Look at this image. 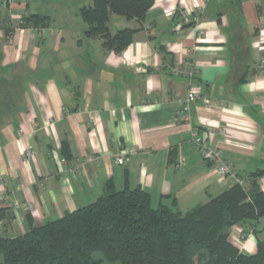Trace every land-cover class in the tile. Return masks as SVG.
<instances>
[{"label":"crops","instance_id":"1","mask_svg":"<svg viewBox=\"0 0 264 264\" xmlns=\"http://www.w3.org/2000/svg\"><path fill=\"white\" fill-rule=\"evenodd\" d=\"M73 1L9 0L15 29L10 38L0 29L2 232L25 233L28 215L43 224L88 205L111 179L119 190L142 187L155 205L175 199L183 213L209 201L229 186L197 150L195 127L237 176L264 169V0H154L144 22L111 14L112 32L135 29L120 53L85 35ZM35 13L50 25L17 26ZM183 65L192 78L177 72ZM193 87L201 98L189 122L178 120L177 100ZM231 238L256 252L240 226Z\"/></svg>","mask_w":264,"mask_h":264},{"label":"trees","instance_id":"2","mask_svg":"<svg viewBox=\"0 0 264 264\" xmlns=\"http://www.w3.org/2000/svg\"><path fill=\"white\" fill-rule=\"evenodd\" d=\"M153 3L89 0L79 9L85 35L101 38L106 50L120 53L133 41L135 29L112 32L111 14L144 22ZM8 6L9 0H0V29L10 38L15 26L7 24ZM50 22L49 15L35 13L22 16L17 26L43 29ZM263 175L260 169L237 176L239 182L185 213L175 199L155 205L142 187L119 190L111 179L88 205L43 224L28 215V229L16 236L0 230V264H264ZM235 225L242 239L255 235V253L243 252L231 238Z\"/></svg>","mask_w":264,"mask_h":264},{"label":"built area","instance_id":"3","mask_svg":"<svg viewBox=\"0 0 264 264\" xmlns=\"http://www.w3.org/2000/svg\"><path fill=\"white\" fill-rule=\"evenodd\" d=\"M146 29L150 32L153 31L151 25H146ZM260 68H264V59L261 61ZM177 72L182 73L189 78H192L196 70L191 65H183V67L178 69ZM200 98L201 93L197 87H193L190 91L186 93L185 96L179 97L177 100L179 104L177 111V119L189 122L192 113V103ZM203 100L207 105L211 104L210 100ZM192 137L197 147V150L206 160L210 161L213 164L214 167H212V172L219 176V181L222 184L230 186L233 183L240 181L233 168L224 161L222 152L208 143L207 139L201 134L200 129L198 127L192 129ZM136 152V148L127 150L124 153L117 155L115 157V161L118 164H125L128 160L129 155L134 154ZM25 156L27 158H31L33 156V150L30 146L25 149ZM184 162L185 158L184 156H182L177 166H181ZM23 186L24 185H22V187ZM2 203H4V197L0 195V205ZM13 205L17 208L20 207V204L18 202H14Z\"/></svg>","mask_w":264,"mask_h":264},{"label":"rangeland","instance_id":"4","mask_svg":"<svg viewBox=\"0 0 264 264\" xmlns=\"http://www.w3.org/2000/svg\"><path fill=\"white\" fill-rule=\"evenodd\" d=\"M86 2H87V0H74L72 3V7L73 8H80V6H83V5H85L86 4ZM119 17H121V16H119ZM122 19H124L123 17H122ZM124 21H126L125 19H124Z\"/></svg>","mask_w":264,"mask_h":264}]
</instances>
